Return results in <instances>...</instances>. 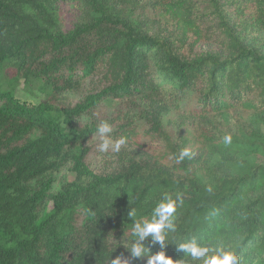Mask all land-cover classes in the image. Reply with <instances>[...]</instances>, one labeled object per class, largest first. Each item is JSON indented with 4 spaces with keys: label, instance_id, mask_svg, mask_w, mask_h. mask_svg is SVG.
I'll return each instance as SVG.
<instances>
[{
    "label": "trees",
    "instance_id": "trees-1",
    "mask_svg": "<svg viewBox=\"0 0 264 264\" xmlns=\"http://www.w3.org/2000/svg\"><path fill=\"white\" fill-rule=\"evenodd\" d=\"M0 264H264V0H0Z\"/></svg>",
    "mask_w": 264,
    "mask_h": 264
},
{
    "label": "rangeland",
    "instance_id": "rangeland-1",
    "mask_svg": "<svg viewBox=\"0 0 264 264\" xmlns=\"http://www.w3.org/2000/svg\"><path fill=\"white\" fill-rule=\"evenodd\" d=\"M23 82L21 81L20 83H19V85H18V90H17V92L20 94V93H22V89H23V84H22ZM21 101L22 102H24V103H26V104H28V105H34L35 104V101H34V99L33 98H29V97H25V96H22L21 97Z\"/></svg>",
    "mask_w": 264,
    "mask_h": 264
}]
</instances>
